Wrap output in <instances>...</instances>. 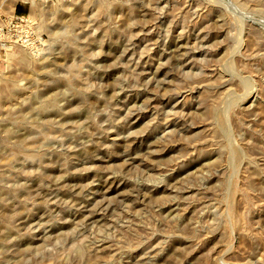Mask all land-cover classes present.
Returning a JSON list of instances; mask_svg holds the SVG:
<instances>
[{
    "label": "rangeland",
    "instance_id": "1",
    "mask_svg": "<svg viewBox=\"0 0 264 264\" xmlns=\"http://www.w3.org/2000/svg\"><path fill=\"white\" fill-rule=\"evenodd\" d=\"M0 264H264V0H0Z\"/></svg>",
    "mask_w": 264,
    "mask_h": 264
},
{
    "label": "bare ground",
    "instance_id": "2",
    "mask_svg": "<svg viewBox=\"0 0 264 264\" xmlns=\"http://www.w3.org/2000/svg\"><path fill=\"white\" fill-rule=\"evenodd\" d=\"M33 1V0H32ZM196 23V22H195ZM187 28V27H186ZM145 30V29H144ZM194 33V32H193ZM174 45V44H173ZM145 49V48H144ZM147 70V69H146ZM90 216V215H89Z\"/></svg>",
    "mask_w": 264,
    "mask_h": 264
}]
</instances>
